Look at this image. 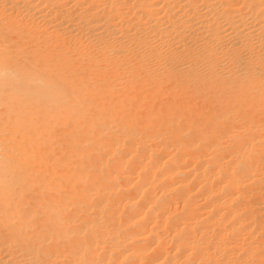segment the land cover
I'll list each match as a JSON object with an SVG mask.
<instances>
[{"label":"bare ground","instance_id":"1","mask_svg":"<svg viewBox=\"0 0 264 264\" xmlns=\"http://www.w3.org/2000/svg\"><path fill=\"white\" fill-rule=\"evenodd\" d=\"M0 264H264V0H0Z\"/></svg>","mask_w":264,"mask_h":264}]
</instances>
